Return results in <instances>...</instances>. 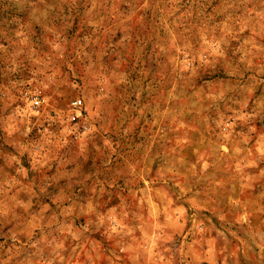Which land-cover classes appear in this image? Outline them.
<instances>
[{"label": "rangeland", "instance_id": "obj_1", "mask_svg": "<svg viewBox=\"0 0 264 264\" xmlns=\"http://www.w3.org/2000/svg\"><path fill=\"white\" fill-rule=\"evenodd\" d=\"M0 264H264V0H0Z\"/></svg>", "mask_w": 264, "mask_h": 264}, {"label": "built area", "instance_id": "obj_2", "mask_svg": "<svg viewBox=\"0 0 264 264\" xmlns=\"http://www.w3.org/2000/svg\"><path fill=\"white\" fill-rule=\"evenodd\" d=\"M34 102H35V104H38V103H39V99L35 98V99H34ZM71 106L73 107L75 113H76L77 115H79L80 112H81L80 110H81V108H82V101H81V99H74V100L71 102Z\"/></svg>", "mask_w": 264, "mask_h": 264}, {"label": "crops", "instance_id": "obj_3", "mask_svg": "<svg viewBox=\"0 0 264 264\" xmlns=\"http://www.w3.org/2000/svg\"><path fill=\"white\" fill-rule=\"evenodd\" d=\"M190 256V255H189ZM195 257V256H194ZM192 258V257H191ZM187 259V258H186ZM191 260H189L187 263H189Z\"/></svg>", "mask_w": 264, "mask_h": 264}]
</instances>
